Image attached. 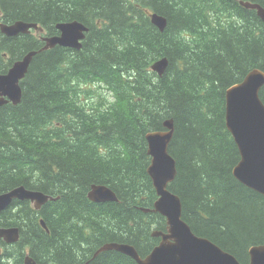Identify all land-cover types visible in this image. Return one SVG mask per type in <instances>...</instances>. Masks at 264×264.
Returning a JSON list of instances; mask_svg holds the SVG:
<instances>
[{"label": "trees", "instance_id": "trees-1", "mask_svg": "<svg viewBox=\"0 0 264 264\" xmlns=\"http://www.w3.org/2000/svg\"><path fill=\"white\" fill-rule=\"evenodd\" d=\"M240 2L264 7V0H0V22L36 23L52 35L61 22L89 28L81 50L39 53L21 83L22 102L0 107V194L24 186L58 198L39 211L16 201L0 214V227L21 232L15 245L0 241V264H22L27 249L39 264H136L116 251L93 259L108 243L147 256L160 241L153 231L167 224L142 211L157 199L146 137L168 119L177 163L169 189L183 219L249 263V249L264 244V196L233 175L241 157L225 100L249 72L264 71V22ZM152 12L167 18L165 31ZM43 45L40 34L11 38L0 28V74ZM163 58L169 69L160 77L151 68ZM93 185L108 186L118 201L92 202Z\"/></svg>", "mask_w": 264, "mask_h": 264}, {"label": "water", "instance_id": "water-1", "mask_svg": "<svg viewBox=\"0 0 264 264\" xmlns=\"http://www.w3.org/2000/svg\"><path fill=\"white\" fill-rule=\"evenodd\" d=\"M246 8L257 10L264 22V7L259 4L242 3ZM152 22L161 32L168 22L165 17L152 15ZM8 37L28 34L38 29L37 24L17 21L14 24L1 25ZM60 37L46 39L48 48L57 45L81 50L88 27L78 21L60 24ZM37 52H29L22 60L16 61L5 74H0V107L9 102L18 105L22 101L21 82L26 78L29 67ZM168 60L162 59L154 64L153 69L162 75ZM264 87V72L254 69L245 79L230 87L226 92V125L240 152V161L233 169L234 177L243 185L264 196V102L260 91ZM166 132L149 133L148 155L151 164L147 174L152 180L158 199L152 209H142L145 213L160 214L166 219L167 232L155 231L152 236L161 238L158 246L145 258H142L134 246L109 243L101 247L96 255L116 251L131 257L137 264H241L232 254L224 251L210 240L196 236L183 220V205L178 195L169 190L177 176L176 160L169 152L175 133L172 119L164 122ZM94 203L116 202L115 193L106 185H94L89 193ZM18 201H32L35 208L41 210L49 201L57 199L42 192L26 189L24 186L0 194V214ZM45 225V222L41 220ZM0 239L8 244L20 240V228L0 227ZM249 264H264V244L253 246L249 250ZM25 264H37L27 258Z\"/></svg>", "mask_w": 264, "mask_h": 264}, {"label": "bare ground", "instance_id": "bare-ground-1", "mask_svg": "<svg viewBox=\"0 0 264 264\" xmlns=\"http://www.w3.org/2000/svg\"><path fill=\"white\" fill-rule=\"evenodd\" d=\"M242 3H246V2H240V4L242 5ZM247 3H249V2H247ZM251 4H253V3H251ZM243 6V5H242ZM243 7H245V6H243ZM246 8V7H245ZM248 9H250V8H248ZM251 10H254V9H251ZM256 12H257V10H255ZM154 14H158V13H156V12H152L151 14H150V18H151V21H152V15H154ZM158 15H160V14H158ZM258 15V14H257ZM160 16H162V15H160ZM162 17H164V16H162ZM260 18V17H259ZM167 19V18H166ZM261 19V18H260ZM18 21H22V20H18ZM17 22V21H16ZM16 22H13V23H4V22H0V28H1V25L2 24H6V25H11V24H14V23H16ZM24 22H26V21H24ZM167 22H168V20H167ZM27 23H31V22H27ZM66 23H71V22H61V23H58L56 26H55V30L57 31V34H55V35H52V34H50L48 31H47V29L45 28V27H43L42 25H38V29H36V30H31L30 31V33H28V34H20V35H31V34H34V35H39L40 34V39H41V41L43 42V47L41 48V49H39V50H35V52H37V55L39 54V53H41L42 51H47V50H49L50 48H48V49H45V47L47 46V41H46V39H50V38H54V37H60L61 36V34H62V31L58 28V25H60V24H66ZM153 23V22H152ZM33 24H36V23H33ZM154 25V24H153ZM157 27V26H156ZM158 28V27H157ZM159 29V28H158ZM1 31H2V28H1ZM2 33H3V31H2ZM39 33V34H38ZM4 34V33H3ZM6 35V34H5ZM20 35H18V36H15V37H11V38H16V37H19ZM7 36V35H6ZM57 46H59V45H57ZM56 46V47H57ZM59 47H62V48H67V49H72V48H69V47H63V46H59ZM72 50H76V51H79V50H77V49H72ZM36 55V56H37ZM26 56V55H25ZM24 56V57H25ZM35 56V57H36ZM23 57V58H24ZM34 57V58H35ZM22 58V59H23ZM34 58H33V60H34ZM22 59H20V60H22ZM163 59H167V58H163ZM162 60V59H161ZM168 60V59H167ZM160 61V60H159ZM33 62V61H32ZM158 62V61H157ZM156 62V63H157ZM168 62H169V60H168ZM32 64V63H31ZM31 66V65H30ZM154 66V65H153ZM153 66H152V68H151V70L153 71V72H157V71H155L154 69H153ZM168 66H169V63H168ZM30 68V67H29ZM253 71V70H252ZM251 71V72H252ZM262 71V70H261ZM264 72V71H263ZM158 73V72H157ZM250 73V72H249ZM159 74V73H158ZM160 77H162V76H164V73L162 74V75H159ZM22 83V82H21ZM262 90V89H261ZM261 92V91H260ZM22 102V101H21ZM226 109H227V102H226ZM163 126H164V123H163ZM226 127H227V125H226ZM164 129L165 130H163V131H159V132H166L167 130H166V128L164 127ZM227 130H228V128H227ZM229 131V130H228ZM149 133H156V132H149ZM148 133V134H149ZM147 134V135H148ZM174 135H175V133H174ZM148 143V142H147ZM148 170V169H147ZM94 186V185H93ZM92 186V187H93ZM154 187V186H153ZM30 190V189H29ZM91 190H92V188H91ZM112 190V189H111ZM32 191H36V190H32ZM113 191V190H112ZM38 192H41V191H38ZM91 192V191H90ZM89 192V193H90ZM114 192V191H113ZM43 193V192H42ZM115 193V192H114ZM3 194V193H2ZM43 194H45V193H43ZM45 195H47V194H45ZM115 195H116V193H115ZM49 196V195H48ZM52 197V196H51ZM116 197H117V195H116ZM54 198V197H53ZM88 198H89V194H88ZM117 199H118V197H117ZM118 201V200H117ZM116 201V202H117ZM30 204H31V206L33 207V209L34 210H36V211H39L38 209H36L35 208V204H34V202H32V201H28ZM40 224H41V226H42V228L43 229H45L46 230V232H48L49 233V229H48V227H47V225L46 226H44L42 223H41V221H40ZM157 230V229H156ZM0 241H2L4 244H7L6 242H5V240L4 239H0ZM106 245V244H105ZM3 246V245H2ZM3 247H5V246H3ZM3 247H1L0 248V256L3 254V252H4V248ZM27 249V248H26ZM98 255H96V253H95V255L93 256V259L94 258H96ZM31 258V259H33L37 264H39L32 256H31V253H30V251L27 249L26 250V255L24 256V260H23V263L22 264H25V262H26V259L27 258Z\"/></svg>", "mask_w": 264, "mask_h": 264}, {"label": "rangeland", "instance_id": "rangeland-1", "mask_svg": "<svg viewBox=\"0 0 264 264\" xmlns=\"http://www.w3.org/2000/svg\"><path fill=\"white\" fill-rule=\"evenodd\" d=\"M168 69H169V66H167V68H166L164 74L166 73V71H167ZM80 93L83 94V95H86V100H85L83 103H86V102H89V101H90V99H91V94H90V92H89L88 90L86 91L85 88L83 87V90L80 91ZM225 101L227 102V99H226Z\"/></svg>", "mask_w": 264, "mask_h": 264}]
</instances>
